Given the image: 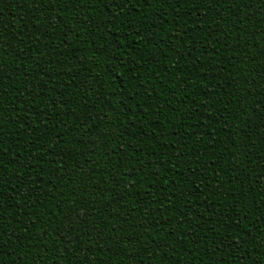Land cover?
<instances>
[{"label": "trees", "instance_id": "1", "mask_svg": "<svg viewBox=\"0 0 264 264\" xmlns=\"http://www.w3.org/2000/svg\"><path fill=\"white\" fill-rule=\"evenodd\" d=\"M262 13L0 0L3 264H264ZM74 189L92 212L72 239Z\"/></svg>", "mask_w": 264, "mask_h": 264}, {"label": "snow or ice", "instance_id": "2", "mask_svg": "<svg viewBox=\"0 0 264 264\" xmlns=\"http://www.w3.org/2000/svg\"><path fill=\"white\" fill-rule=\"evenodd\" d=\"M57 3H59V0H56ZM65 2H68V0H65ZM73 2H76V0H73ZM85 0H79V3H84ZM113 2H116V0H113ZM249 0H231V4L233 5H241V6H247ZM260 4L262 7H264V0H259ZM87 3L89 5H101L103 4L104 7H108V0H87ZM119 3V7L121 8V10H123L124 7H128V8H134L136 4L138 3H143L146 6H154L156 4H160V5H169L173 11L176 10L177 5L179 6H184L187 5L189 3H197V4H206V5H214V4H225L227 5L229 3V0H118ZM209 10H211V7L209 8ZM177 15H179V13H177ZM261 15H264V13H262ZM94 18V17H93ZM117 19H119V17H117ZM114 21L109 19L108 20V24H113ZM136 36H138L140 38V40H143L144 37L142 36V34L140 32H136ZM3 37L0 36V41H2ZM150 42V41H149ZM21 43H23V41H21ZM113 45L115 46L113 48V52L112 55L110 56V59H117V58H122V52L125 48V43L126 41L121 40L119 38L114 39L112 41ZM130 46V45H129ZM5 49L3 48L2 44H0V55H3L5 53ZM100 51V54L103 55V51L102 50H98ZM81 63H83V61H81ZM132 71H135V67H133L131 69ZM122 75V73H121ZM82 84L84 85H89L91 82L88 80H83L81 81ZM95 87H91L89 88V92H86L85 95H88L90 92L95 91ZM107 90L105 89V92ZM234 92H240L239 87H237L236 89H234ZM264 95V94H262ZM248 97H247V86L245 85L244 88V92L242 93V101H247ZM0 101H2V96H0ZM262 103H264V101H261ZM250 103L254 104L255 103V99H253L252 101H250ZM257 111H259V109H257ZM87 119H91V116H88L85 118ZM37 127H39V125H37ZM93 127L91 125H89L88 127L85 128V133L86 134H90L93 131ZM0 136H2V132H0ZM110 134L109 133H105V132H101L100 136L98 139L93 140V143H99L100 141H104L105 143H110ZM0 143H2V141H0ZM237 148H236V152H243L246 153L247 149L244 148L242 149L240 147V141H237ZM121 151H123V149H121ZM3 152V149H0V153ZM235 154V153H234ZM2 167V166H0ZM31 183V182H29ZM259 183V181H258ZM117 186L119 185V180L116 181ZM134 183L131 185V187H134ZM33 190H35V186L33 188ZM105 191H113V189L109 188L106 189ZM19 195V194H17ZM15 198V197H14ZM123 197L121 196V199ZM30 199V196L25 193L24 196H22L19 200H17V206L19 207V205L21 204V202H27ZM67 205H68V209L67 212L64 214V221H65V226H64V230L61 232V237L64 236H70L72 237V239L76 238V234H77V228L76 225L77 224H81L85 221V219L87 218V216L92 212V208L89 204L87 203H81V199L78 197V193L75 191V189L73 190L71 196H69V198L64 201ZM190 203V201H189ZM0 206H2V194H0ZM34 206V205H30ZM239 205H237L238 207ZM144 217H147L148 219L145 221L142 218V223H144L146 226L144 228L145 231L148 230V228L152 227V217L149 215L148 212H144ZM187 215H191V211L188 212ZM19 222V221H18ZM186 221L184 219L180 220L181 224H184ZM28 223H32L31 220L28 221ZM191 223V222H189ZM10 226V225H9ZM97 228H99L100 226L97 225ZM158 227V225H157ZM199 227V225H193V229L189 230V229H185V232L188 234H192L194 233L195 229ZM215 231V229H214ZM4 235L5 232L3 231V225H0V255L6 254L9 256L14 255L13 250L9 247L8 243L4 241ZM173 235H175V232H173ZM42 239H47V236L42 235L41 237ZM20 239V238H18ZM71 241H69L70 243ZM61 243H63V240H61ZM233 245V241L230 240L229 243L227 245H225V247H229L231 248ZM158 248L163 249L164 245L163 244H158L157 245ZM0 264H3V259L0 258Z\"/></svg>", "mask_w": 264, "mask_h": 264}]
</instances>
